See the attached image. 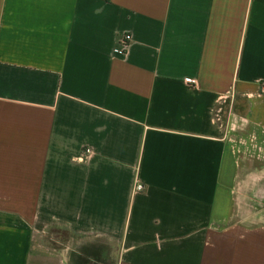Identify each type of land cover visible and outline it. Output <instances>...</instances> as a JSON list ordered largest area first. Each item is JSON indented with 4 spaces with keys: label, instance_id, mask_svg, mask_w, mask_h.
<instances>
[{
    "label": "crops",
    "instance_id": "obj_1",
    "mask_svg": "<svg viewBox=\"0 0 264 264\" xmlns=\"http://www.w3.org/2000/svg\"><path fill=\"white\" fill-rule=\"evenodd\" d=\"M262 83L264 0H0V264H264Z\"/></svg>",
    "mask_w": 264,
    "mask_h": 264
},
{
    "label": "built area",
    "instance_id": "obj_2",
    "mask_svg": "<svg viewBox=\"0 0 264 264\" xmlns=\"http://www.w3.org/2000/svg\"><path fill=\"white\" fill-rule=\"evenodd\" d=\"M131 39L130 34H125L123 38L118 42V46L114 48V52L118 54H124L127 51L129 41ZM260 93H264V83L260 85ZM85 155L90 153V149L86 148L83 152ZM135 190H142L143 184L137 182L134 186Z\"/></svg>",
    "mask_w": 264,
    "mask_h": 264
},
{
    "label": "rangeland",
    "instance_id": "obj_3",
    "mask_svg": "<svg viewBox=\"0 0 264 264\" xmlns=\"http://www.w3.org/2000/svg\"><path fill=\"white\" fill-rule=\"evenodd\" d=\"M226 106H227V105H224V107H223L222 109H220V112H221V110L226 109ZM51 235H52V234H51ZM55 235H57V236L61 235V236H62L63 234H62L61 232H55V231H54L53 236H52L53 238H50L48 241H51V242H53V243L58 242L57 239L54 237ZM60 240L62 241L63 239H60ZM91 264H92V261H91Z\"/></svg>",
    "mask_w": 264,
    "mask_h": 264
}]
</instances>
